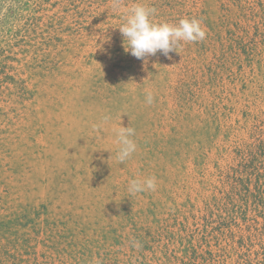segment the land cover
Masks as SVG:
<instances>
[{
  "label": "rangeland",
  "instance_id": "1",
  "mask_svg": "<svg viewBox=\"0 0 264 264\" xmlns=\"http://www.w3.org/2000/svg\"><path fill=\"white\" fill-rule=\"evenodd\" d=\"M113 3L0 0V264H258L264 201L230 168L264 139V0ZM138 3L205 39L135 58L118 27Z\"/></svg>",
  "mask_w": 264,
  "mask_h": 264
},
{
  "label": "clouds",
  "instance_id": "2",
  "mask_svg": "<svg viewBox=\"0 0 264 264\" xmlns=\"http://www.w3.org/2000/svg\"><path fill=\"white\" fill-rule=\"evenodd\" d=\"M120 0H114L113 11H120ZM155 9L143 4H135L124 13V22L118 27L123 37L125 52H130L137 59H145L160 52L169 56L172 52H178L182 42L202 41L206 37L202 22L196 18H183L178 23H155L153 15ZM146 102L151 104L153 96L149 93ZM108 117L104 122H108ZM116 143L119 145L117 160L121 163L129 159L137 150V144L133 137L135 129L128 126H120L114 130ZM156 177L133 179L129 182L128 192L136 194L146 191H156ZM133 247H140L138 242H133Z\"/></svg>",
  "mask_w": 264,
  "mask_h": 264
},
{
  "label": "trees",
  "instance_id": "3",
  "mask_svg": "<svg viewBox=\"0 0 264 264\" xmlns=\"http://www.w3.org/2000/svg\"><path fill=\"white\" fill-rule=\"evenodd\" d=\"M236 156L238 157V163L235 164L234 168H230V172L236 174L247 173L252 177L256 176L258 181L257 194L252 196L248 191L247 198L249 200H254V204L260 206L261 203L264 201V139L258 138L254 143L249 144L247 147H245L243 151L242 150L237 151ZM231 213H233L232 210ZM253 237L254 235H251L247 239L242 237L244 241L239 242L240 246H244L246 240L251 242ZM197 254L198 253L194 251L193 255L197 256ZM247 264H256V263L253 260H249ZM258 264H264V260L259 261Z\"/></svg>",
  "mask_w": 264,
  "mask_h": 264
}]
</instances>
